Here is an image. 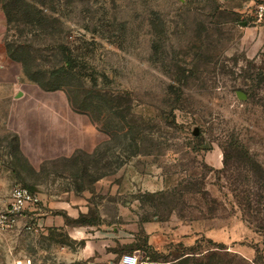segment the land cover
<instances>
[{
    "label": "rangeland",
    "instance_id": "1",
    "mask_svg": "<svg viewBox=\"0 0 264 264\" xmlns=\"http://www.w3.org/2000/svg\"><path fill=\"white\" fill-rule=\"evenodd\" d=\"M59 1L53 16L87 61L88 80L131 106L140 134L116 133L112 109L111 125L91 122L63 90L4 65L14 34L5 18L0 186L6 198L29 187L40 203L0 233V264H116L140 257L146 239L159 250L196 240L209 248L203 226L231 230L228 264H264V52L251 31L264 0ZM78 150L122 165L88 184L64 160Z\"/></svg>",
    "mask_w": 264,
    "mask_h": 264
},
{
    "label": "trees",
    "instance_id": "2",
    "mask_svg": "<svg viewBox=\"0 0 264 264\" xmlns=\"http://www.w3.org/2000/svg\"><path fill=\"white\" fill-rule=\"evenodd\" d=\"M62 4L59 0L0 1V9L5 14L7 29L9 32L14 30V34L7 35L4 42V50H2L5 53L2 60L4 65L20 64L26 77L46 91L63 90L72 109L86 115L91 122L98 121L103 125H111L104 110L112 109L120 123V125L116 123L113 126L116 133L124 135L125 139L135 133L134 137L138 138L140 133L139 130L134 132L133 129L131 106L122 108V103L115 102V98L112 99L111 94L96 88V84L90 82L94 83L96 80H88V77L91 76L85 71L87 61H79V57L82 58L80 55L82 53L78 52L75 46H71V42L65 40L66 30L59 19L53 16L57 13L58 6ZM66 4H69V1ZM47 37L50 40H47ZM36 46H49L47 49L49 54L43 55ZM80 93H84L82 98ZM90 109H95L96 118ZM105 127H102L101 131L107 133ZM146 133L147 131L142 134V138ZM135 141V150L129 153L128 157L137 154L138 140ZM104 153L101 154L103 157H99L100 153L92 155V151L78 150L73 156L64 160L76 167V176H79L82 181L86 179L88 184H92L96 180L114 173L122 165L121 163L114 165L116 162L107 159ZM225 165L226 157L224 167ZM252 166L254 167V163ZM246 169L251 170L250 173L247 170L249 177L253 180L256 179L251 166ZM245 178H248V175L244 176L243 180ZM236 190L238 191L237 195L242 193V190ZM213 201L215 202V199ZM213 201L211 200V202ZM210 210H214V208L210 207ZM260 210L261 208L257 212ZM204 238L211 244L209 248H202L200 241L196 240V246H188L180 241L177 244L170 243L166 250L156 249L152 244H148L146 239L140 247L139 264H228L222 257L226 252L224 251L225 243L214 241L206 236ZM200 246L201 249H199ZM245 264L251 263L245 261Z\"/></svg>",
    "mask_w": 264,
    "mask_h": 264
},
{
    "label": "built area",
    "instance_id": "3",
    "mask_svg": "<svg viewBox=\"0 0 264 264\" xmlns=\"http://www.w3.org/2000/svg\"><path fill=\"white\" fill-rule=\"evenodd\" d=\"M256 16L258 21L264 18V3L257 5ZM40 198L37 193L25 186H17L11 193L10 204L0 209V233L12 229L17 225L19 217L27 212L37 211ZM139 254L127 253L121 256L116 264H139Z\"/></svg>",
    "mask_w": 264,
    "mask_h": 264
},
{
    "label": "crops",
    "instance_id": "4",
    "mask_svg": "<svg viewBox=\"0 0 264 264\" xmlns=\"http://www.w3.org/2000/svg\"><path fill=\"white\" fill-rule=\"evenodd\" d=\"M253 1H258V0H253ZM3 13L4 12L0 9V27H1L0 38L3 35L2 31L5 28V17ZM253 24L255 25L251 28V31L255 33V36L258 41L257 45H259L261 48V51L264 52V20L254 22ZM2 191L3 189L0 186V209L6 208L10 204V201H11V198H8V197L6 198ZM198 231L199 232L201 231L203 235L217 242L227 243L230 240V236H231V233H230L231 230L230 229L228 230L227 228H222V227L204 226Z\"/></svg>",
    "mask_w": 264,
    "mask_h": 264
},
{
    "label": "water",
    "instance_id": "5",
    "mask_svg": "<svg viewBox=\"0 0 264 264\" xmlns=\"http://www.w3.org/2000/svg\"><path fill=\"white\" fill-rule=\"evenodd\" d=\"M19 95H20V94H19ZM238 95H239V97H240V98H242V99H244V98H245V95H244V94H242V92H238ZM194 134H195V135H197V134H198V130H197V129H195V130H194Z\"/></svg>",
    "mask_w": 264,
    "mask_h": 264
}]
</instances>
